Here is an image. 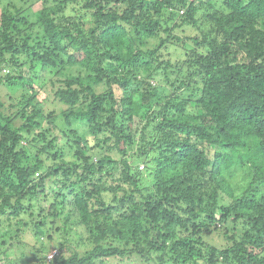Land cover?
Segmentation results:
<instances>
[{"label":"trees","instance_id":"trees-1","mask_svg":"<svg viewBox=\"0 0 264 264\" xmlns=\"http://www.w3.org/2000/svg\"><path fill=\"white\" fill-rule=\"evenodd\" d=\"M214 1L0 0V264H264V0Z\"/></svg>","mask_w":264,"mask_h":264},{"label":"rangeland","instance_id":"rangeland-1","mask_svg":"<svg viewBox=\"0 0 264 264\" xmlns=\"http://www.w3.org/2000/svg\"><path fill=\"white\" fill-rule=\"evenodd\" d=\"M33 1H37V0H30V2H33ZM221 1L222 0H215L214 1V4H216L217 6H219L221 4ZM40 2V1H39ZM19 5H23V3H19ZM50 7H52V10H53V7L54 5H50ZM41 8V2L38 3L36 6H34V10L35 12H37L39 9ZM71 10V9H70ZM69 10V11H70ZM68 11V13H69ZM182 11H185V10H181L180 14H183ZM175 34H178L179 36L181 37H184L186 35H195L196 34V30L194 28H192L191 26H184L183 28H177L173 31ZM164 53V57L166 59H172V61H175L177 59H179L181 56L183 57V50L181 49H176V48H173V47H169L167 49L166 52H163ZM153 85H159L161 84L160 80H156V81H153L152 82ZM163 85V84H162ZM53 90L52 88L48 89V90H45L42 92V95L40 96L42 98H44L45 100V96L47 97H50L51 96V100L53 99L52 95H53ZM0 93H1V97L2 99L7 102V107L9 108V105H10V100L8 99V93H10V91L6 88V87H2L0 88ZM50 94V96H49ZM47 106H49V104L47 103ZM66 107L63 106V105H59V104H51L49 109H53V110H56V114H60L61 111L63 109H65ZM16 110H14L13 108L10 109L9 111V114H12V112H15ZM52 111V110H51ZM57 135H62L61 132L59 130H57L55 132ZM141 169V167H140ZM142 170V169H141ZM145 175H147L146 172H144ZM247 174L245 172H243L242 169H239L237 171H235V175L233 176L232 180H231V186L232 188L237 192H241V191H245L246 189V186L248 184L247 182ZM62 227V222H56L55 223V220L53 222H49L48 225H47V229H49V232H47L46 236L43 237V238H38L35 233L32 231V230H29L27 231V233H24L23 236H22V242H23V246L24 247V250H16V253L12 256V258H10L9 262L10 261H14V260H17L18 261V264H22L20 261L21 260H26L23 264H29L27 261H29L28 259H33L32 258V255L34 254L35 255V258L37 257V253L36 251L38 249H40L42 246V243H44L46 245V248L48 249V253H47V262L49 263L51 261V259L53 260L54 259V256L55 254L57 253V251H59V246H58V243L62 241L61 237H62V231H61V228ZM79 229H84L82 227H80ZM84 232H87L86 229H84ZM51 235L52 238H51ZM71 237V236H70ZM87 237V236H85ZM72 238V237H71ZM74 246L77 245V243H74L73 244ZM79 246V245H78ZM83 246H79V250L77 251L80 255V257H82L84 255V251L85 249H87L86 247H83ZM85 248V249H84ZM44 252H42L41 254H43ZM68 256L72 254V252H68L67 253ZM6 258V256H4ZM2 263V262H1ZM108 264H142V262L136 258V259H133V260H126V261H119L118 259H115V258H112Z\"/></svg>","mask_w":264,"mask_h":264},{"label":"clouds","instance_id":"clouds-1","mask_svg":"<svg viewBox=\"0 0 264 264\" xmlns=\"http://www.w3.org/2000/svg\"><path fill=\"white\" fill-rule=\"evenodd\" d=\"M182 13H183V11H182ZM141 169H143V167H141Z\"/></svg>","mask_w":264,"mask_h":264}]
</instances>
